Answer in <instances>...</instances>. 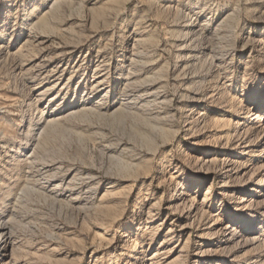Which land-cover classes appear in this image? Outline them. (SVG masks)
Instances as JSON below:
<instances>
[{
    "label": "rangeland",
    "instance_id": "374dc122",
    "mask_svg": "<svg viewBox=\"0 0 264 264\" xmlns=\"http://www.w3.org/2000/svg\"><path fill=\"white\" fill-rule=\"evenodd\" d=\"M4 224L0 264H264V0H0Z\"/></svg>",
    "mask_w": 264,
    "mask_h": 264
},
{
    "label": "bare ground",
    "instance_id": "6f19581e",
    "mask_svg": "<svg viewBox=\"0 0 264 264\" xmlns=\"http://www.w3.org/2000/svg\"><path fill=\"white\" fill-rule=\"evenodd\" d=\"M225 149L226 148L224 147V149L222 151H225ZM0 237H4V242L0 244V251H1L4 247H6L7 245H10L12 243L11 242L12 241L11 240L12 235L10 233L9 228L5 224L0 226ZM13 251H15V255H14V257H13V254H9L7 256V259H8V263L7 264H18V262H19V259L21 257L19 252L15 248H14ZM10 257H13V258L9 259Z\"/></svg>",
    "mask_w": 264,
    "mask_h": 264
}]
</instances>
